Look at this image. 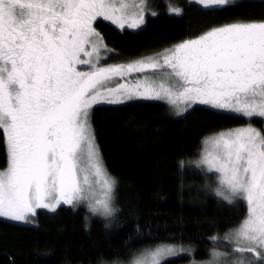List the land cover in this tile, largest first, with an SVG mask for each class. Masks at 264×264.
Listing matches in <instances>:
<instances>
[{"label": "snow or ice", "instance_id": "1", "mask_svg": "<svg viewBox=\"0 0 264 264\" xmlns=\"http://www.w3.org/2000/svg\"><path fill=\"white\" fill-rule=\"evenodd\" d=\"M196 2L210 10L234 5V0ZM130 7L136 11L130 14ZM146 8L147 0H0V133L8 157L0 171V216L28 222L39 208L54 211L61 202L83 201L94 214L114 215L115 180L103 166L90 123L94 104L163 98L185 105L178 115L200 103L264 119V21L212 28L156 56L100 66L101 51L111 50L93 22L102 18L124 29L131 15L127 26L136 29ZM168 11L182 13L171 5ZM82 53L95 62L81 59ZM145 69L151 75L134 86L104 87ZM209 140L213 150L202 152L197 165L218 173L217 194L228 203L242 199L247 215L223 238L236 258L213 249L208 264H264V133L239 128L202 143ZM94 183L101 187L99 197ZM162 253L175 254L172 246L160 245L131 264H146V256L160 264L156 257Z\"/></svg>", "mask_w": 264, "mask_h": 264}, {"label": "trees", "instance_id": "2", "mask_svg": "<svg viewBox=\"0 0 264 264\" xmlns=\"http://www.w3.org/2000/svg\"><path fill=\"white\" fill-rule=\"evenodd\" d=\"M169 5L182 13H169ZM147 10L138 30L97 22L111 50L105 64L156 56L212 28L264 21V0H234L216 10L190 0H147ZM90 123L103 165L115 180L113 217L90 218L83 207L62 205L55 212L38 210L34 225L0 218V264H110L160 244L189 251L161 264L207 261L213 249L232 252L223 238L240 225L247 206L218 195L216 177L200 171L197 159L206 138L261 126L262 119L202 105L176 116L164 102L131 101L91 107ZM7 166L0 133V171Z\"/></svg>", "mask_w": 264, "mask_h": 264}, {"label": "rangeland", "instance_id": "3", "mask_svg": "<svg viewBox=\"0 0 264 264\" xmlns=\"http://www.w3.org/2000/svg\"><path fill=\"white\" fill-rule=\"evenodd\" d=\"M190 1L197 3L196 0H190ZM197 4H198V3H197ZM199 5H200V4H199ZM201 6H202V5H201ZM128 11H129V13L131 14L132 12L136 11V9H133V8L130 7ZM147 11H148V10H147V8H146V9H145V14H144V21H143V24H142L139 28L133 29V28H130V27L127 26V23H131L132 18H133V17H131V15H130V18H129L128 22L126 23L124 29L138 30V29L142 28V27L144 26V24H145V21H146ZM99 19H101V18H98L97 21H98ZM108 22H110V23L113 24L114 26L118 27V26H117L116 24H114L113 22H111V21H108ZM93 27H94V29L96 30V32H98V30H97V28H96V24H93ZM118 28H119V27H118ZM119 29H120V28H119ZM122 30H123V29H122ZM98 33H99V32H98ZM99 34H100V33H99ZM102 44H104L103 41H102ZM85 47H86V49L91 50V46H90V45H86ZM82 55H83V53H82L81 56H80L81 59H91V60H93V62H95V56L89 58V57H87V56H84V55L82 56ZM101 56L105 57L104 59H102V60L100 61V66H104V67H107V66H110V65L127 64V63H129V62H132V61H129V62H125V63H112V64H105V63H106V56H107V53H104L103 51H101ZM141 59H142V58H141ZM141 59H136V60H133V61H138V60H141ZM161 59H162V58H161ZM78 67H79L78 69H79L80 71H89V70H91V65H78ZM152 71H153L152 69H145L144 72H132L131 74H126L123 78H115V79L112 80V81H108V82H106V84L104 85V87L115 88L118 84H125V85H128V86H134L135 81H136L138 78L142 79V78L145 77V76H149V75H151ZM113 98H115V97H113ZM131 101H155V102H164L165 104H167V105L170 107L171 112H172L174 115H176V116H182V115L186 114L189 110H191L194 106H197V105L208 106V105H204V104L196 103V104H194L191 108H189L186 112H184L182 115H178V114H177L178 111H179L180 109H183V108L185 107V105H184L182 102H179L177 105H171L166 99H163V98H161V99H145V98H140V97H138V96H134V97H132V98H130V99H129V98H125V99H123V102H120V103H107V102H101V103L94 104L93 106H96V105H102V104H122V103L131 102ZM93 106H92V107H93ZM208 107L213 108V107H211V106H208ZM213 109H216V108H213ZM216 110H218V109H216ZM89 111H91V109H90ZM220 111H225V112L234 113V112H232V111H227V110H220ZM234 114H237V113H234ZM244 117H245V116H244ZM254 117L259 118V117H257V116H253V118H254ZM246 118H247V117H246ZM260 119H262V118H260ZM262 121H263V123H262L261 126H259V125H256V126H253V125H245V126H240V127H238V128H235V129L251 127V128H253V129H255V130L261 132V133H264V119H262ZM232 130H233V129H232ZM228 131H229V130H228ZM228 131H224V132H228ZM214 136H216V135H214ZM214 136H210V137H208V138H211V137H214ZM212 150H213V146H212L211 140H209V143L207 144V146H205L204 144L202 145V149H201V151H200V154H199V157H198V159H197V162L200 161L202 152H205V151H212ZM99 156H100V155H99ZM100 158H101V157H100ZM82 166L85 167V168H88V164H87V161H86V160L83 162ZM103 166H104V165H103ZM193 167H194V166H193ZM104 168H105V167H104ZM197 168H198L200 171H202V172H204V173H206V174H212V175H214V176L216 177V179H217L216 181H217L218 188L221 187L220 184H219V181H218V176H219L218 173H216V172H214V171H208V170H207V165H203V166H198V165H197ZM2 171H3V170H2ZM89 172H91L90 169H89ZM108 175H109V174H108ZM109 176H110V175H109ZM110 177H111V176H110ZM90 178L93 180V182H94L95 179H96L94 176H91ZM93 186H94V189H95V195H96L97 197H99L100 194H101V191H102L100 185L94 183ZM218 188H217V189H218ZM114 197H115V196H114ZM49 202H51V201H49ZM62 205H65V206H72V207H74V208H80V207H83V208L86 210L88 217H90V218H101V219H103V220L109 221V220H111V218L113 217V215L110 216V217H103V216H100V215H98V214H94L92 211H90L89 206H88V202H87V201H83V202H79V203H75V202H74V204H66V203L61 202L60 205L57 206L56 209H55L54 211L49 210V209H46V208H39V209L36 210V212H35L34 215L29 214L28 222L13 220V219H11V218H9V217H5V216H0V218L5 219V220H8V221H10V222L23 224V225H34V224H36V214H37L38 210H45V211H48V212H55V211H56L60 206H62ZM113 207L115 208L114 200H113ZM160 245H169V246H172V247H173V251L175 252L174 255H169V254H166V253H162L160 256L156 257V259H158V260L160 261V264H161L162 262H164L165 260H167V259H170V258H172V257H175V256H178V255H181L182 253H185V252H189L186 248L182 247V245H174V244H160ZM160 245H157V246H154V247H151V248L145 249V250H143V251H141V252L135 254L133 257L129 258V259L126 260V261H122V262H121V261H120V262H113V263H110V264H131V261H132V259H133L134 257L139 256V255L142 254V253H146V252H149V251H151V250H154V249H156V248H157L158 246H160ZM191 252H192V251H191ZM220 252H222V251H220ZM224 252H226V251H224ZM227 253H228V252H227ZM229 254H230V259H235V258H236L235 254H232V252H229ZM245 258H246V259H252V257H251V256H248V255H246ZM145 259H146V264H150V262H151V260L153 259V257H151V256H146ZM211 259H212V257H211L210 259H208L207 261H200V262L193 261V262H191L190 264H208V262H209ZM257 264H260V262H257Z\"/></svg>", "mask_w": 264, "mask_h": 264}, {"label": "flooded vegetation", "instance_id": "4", "mask_svg": "<svg viewBox=\"0 0 264 264\" xmlns=\"http://www.w3.org/2000/svg\"><path fill=\"white\" fill-rule=\"evenodd\" d=\"M101 19H102V18H101ZM99 20H100V19H99ZM99 20H98V21H99ZM98 21H97V20L94 21L93 24H97ZM82 56H83V55H82ZM76 68H77V70H79V69H78V68H79L78 65H76ZM79 71H80V70H79Z\"/></svg>", "mask_w": 264, "mask_h": 264}]
</instances>
